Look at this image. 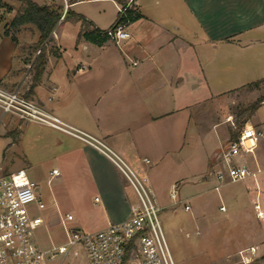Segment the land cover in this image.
Returning <instances> with one entry per match:
<instances>
[{
  "label": "crops",
  "instance_id": "0c3cea01",
  "mask_svg": "<svg viewBox=\"0 0 264 264\" xmlns=\"http://www.w3.org/2000/svg\"><path fill=\"white\" fill-rule=\"evenodd\" d=\"M4 2L7 6L0 7V86L27 95L38 52L22 48L37 43L40 32L34 24H25L14 41L6 29L18 10L13 3L20 6V2ZM89 3H80V10L74 8L76 4L72 11L85 16L96 28H110L120 5L101 0L93 2L99 4L97 8L81 6ZM134 5L142 17L127 25L130 37L120 43L109 38L102 45L78 40L81 21H65L52 33L45 71L28 99L80 137L46 124L4 116L7 114L0 108L5 151L13 147L21 150L29 160L28 169H21L29 177V169L43 164L37 160L42 156L62 167L60 159L68 158V172L73 173L70 189L77 203L82 205L87 196L101 203L99 212L88 211L81 218L72 210L65 212L74 217L70 227L84 231L126 220L133 204L127 178L91 143L94 139L145 176L152 190L155 181L176 171L169 179L170 187L182 186L184 199H189L199 191L192 192L194 184L200 182L197 176L210 168L229 140L218 113L209 115L211 121L205 129L201 112L215 110L214 100L230 92L264 83L260 82L264 79V0H135ZM53 47L58 56L49 52ZM245 125L264 134V101ZM232 164L259 170L256 177L241 180L238 197L245 201L251 196L253 203L259 197L264 202V137L253 153L236 154ZM226 166L217 163L216 175ZM3 167L0 165V170ZM53 170L62 176L58 166ZM182 179L189 185H182ZM235 182L220 181L214 188ZM53 197L57 199V195ZM57 201L59 198L54 200L56 208ZM57 212L61 218L65 216ZM89 220L98 225L92 228Z\"/></svg>",
  "mask_w": 264,
  "mask_h": 264
},
{
  "label": "built area",
  "instance_id": "2783aa9c",
  "mask_svg": "<svg viewBox=\"0 0 264 264\" xmlns=\"http://www.w3.org/2000/svg\"><path fill=\"white\" fill-rule=\"evenodd\" d=\"M45 1V4L60 7L61 23L76 4L101 0ZM134 2L135 0H129V5ZM119 11L123 12L121 6ZM105 35L120 43L130 37V32L126 24L120 23L106 29ZM0 108L4 114L46 124L80 137L79 133L18 90H6L0 86ZM263 137L260 130L245 125L238 140L229 142L231 144L223 150L221 155L227 168L219 171L217 178L220 181L235 182L256 177L259 170L251 171L247 165L236 166L232 164V159L238 153H253ZM91 143L116 164L133 187L138 203L131 205L129 218L110 223L97 231H84L68 226L67 223L73 221L74 217L67 213L62 218L64 225L68 226H65L66 240L44 248L38 240L37 230L45 223V219L42 215L33 213V209H46V204L38 193V184L29 177L25 169L0 175V264H61L69 251L77 245L85 247L90 264H178L159 216L160 207L147 178L131 169L102 142L94 139ZM53 174H58V171L53 170ZM177 187V184L173 185L170 191V196L175 201L178 197ZM221 210H225V207H221ZM254 210L256 216L264 221V202L259 197L254 202ZM60 256H63L60 261L53 263ZM238 256L239 264H264V250L257 245L240 249Z\"/></svg>",
  "mask_w": 264,
  "mask_h": 264
},
{
  "label": "rangeland",
  "instance_id": "374dc122",
  "mask_svg": "<svg viewBox=\"0 0 264 264\" xmlns=\"http://www.w3.org/2000/svg\"><path fill=\"white\" fill-rule=\"evenodd\" d=\"M13 5L14 8H19L18 2L17 4L14 2ZM98 5V3L90 2L81 6L97 8ZM74 8L80 10V4ZM52 45L53 43H49L48 50ZM261 98H264V83L230 92L214 100L215 110L208 108L201 112V120H204L202 127L205 129L208 128L207 123L211 121L209 115L212 113L214 115V112L218 113V122H223L228 129L229 140L219 150L218 156L211 163L209 162L210 168L207 167L205 174L197 176L200 182L192 187L194 193L199 190L197 195L184 199V188L178 186L177 200L171 198L169 179L176 174V171L168 172L162 176V179L155 181L153 191L160 207L159 216L178 264H239L238 251L240 249L257 245L264 250V221L256 216L251 196H247L245 201L238 197L243 183L241 181L225 183L218 189L214 188L215 184H220L215 166L217 163L227 165L221 154L230 141V131L238 130L237 120L241 115L247 116V113H244L245 109L257 103ZM6 145L7 141L1 140L0 137V165L4 166L3 170H0V175L12 174L21 168L28 169L29 160L23 156L21 150L13 147L5 151ZM197 153L199 158L200 147ZM37 160H42L43 164L29 169V174L30 178L39 185L40 195L48 207L43 211L33 209V213L42 215L45 219V223L37 230V237L40 244L48 248L63 243L67 238L65 232L67 225H64L57 209L62 215L72 210L76 215L80 214L81 218L88 211L99 212L101 203L95 202L90 196L82 201V205L77 203V198L73 196V190L70 189L73 173L68 172L70 170L68 158L60 159V165L62 164L63 167L44 156ZM55 166H58L62 176L53 175L52 169ZM181 181L182 185H189L186 184L185 179ZM53 195H57V199H54ZM58 198V208H56L54 200ZM130 199L133 204L138 203V197L132 186ZM221 207H225V210H221ZM89 223L92 224L90 225L92 228L98 225V222L92 223L91 220ZM67 224L69 226V223ZM62 257L60 256L53 263H57ZM63 260V264H90L86 249L82 245L73 247Z\"/></svg>",
  "mask_w": 264,
  "mask_h": 264
},
{
  "label": "trees",
  "instance_id": "16d2710c",
  "mask_svg": "<svg viewBox=\"0 0 264 264\" xmlns=\"http://www.w3.org/2000/svg\"><path fill=\"white\" fill-rule=\"evenodd\" d=\"M20 2V6L17 10L16 15L10 22L9 29H6V34L10 35L11 38L17 42L16 34L19 28L25 24L31 23L34 24L39 32L40 37L35 45L30 47L32 51L38 52L33 65H32V84L30 86V90H28V94L24 95L26 98H29L30 91L33 90L35 85H37L42 78V75L45 71V67L48 61V43L52 40V33L58 24H62L65 21L73 20V21H81L82 22V31L78 34V40L84 38L88 41H92L99 45H102L104 42L108 40V37L105 35V30H101L93 26L91 21L80 14L75 13L74 11H70L67 18L59 23L60 20V7L58 5H48V4H38L33 0H17ZM122 8V11L118 12L115 22L113 26L123 23L130 24L139 18L142 17V13L140 10L134 5H129V0H115ZM7 6L4 0H0V7ZM11 9V7H8ZM49 52H52L55 55H59L57 50L53 47ZM260 82H264V79ZM256 82L255 84H258ZM264 98L257 101V103L250 105L247 109H245L244 113H247V116L241 117L237 120V128L238 130L230 131V142L237 141L240 134V129H242L245 123L249 120V118L255 113V111L259 108Z\"/></svg>",
  "mask_w": 264,
  "mask_h": 264
},
{
  "label": "water",
  "instance_id": "95a60500",
  "mask_svg": "<svg viewBox=\"0 0 264 264\" xmlns=\"http://www.w3.org/2000/svg\"><path fill=\"white\" fill-rule=\"evenodd\" d=\"M230 144H231V143H228L227 147H226L224 150H226Z\"/></svg>",
  "mask_w": 264,
  "mask_h": 264
}]
</instances>
